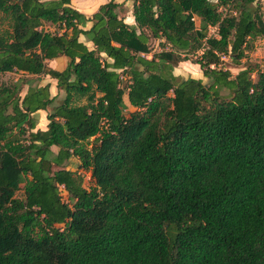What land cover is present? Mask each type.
Masks as SVG:
<instances>
[{"label":"trees","instance_id":"obj_1","mask_svg":"<svg viewBox=\"0 0 264 264\" xmlns=\"http://www.w3.org/2000/svg\"><path fill=\"white\" fill-rule=\"evenodd\" d=\"M124 1L130 25L112 0H0V74H21L0 84V264H264V58L219 66L264 36L258 0Z\"/></svg>","mask_w":264,"mask_h":264},{"label":"rangeland","instance_id":"obj_2","mask_svg":"<svg viewBox=\"0 0 264 264\" xmlns=\"http://www.w3.org/2000/svg\"><path fill=\"white\" fill-rule=\"evenodd\" d=\"M210 1H215V0H210ZM123 4L124 6L121 8L119 16H121L124 19L125 17L128 16V11L130 10L131 4L128 2L126 3L123 2ZM257 7H258L259 14L261 16V20L264 22V0H258ZM129 15L131 16L130 13ZM126 22L131 24L132 19L128 18ZM42 27H43V30L48 31V32H52L55 29H57L56 26H52L47 23H44ZM8 28H9L8 17L0 13V31H7ZM209 33L211 34L213 33V31L210 30ZM149 48H150V54L154 52H158L159 47H158L157 41L151 40L149 42ZM149 55H147V58L149 57ZM263 58H264V36H260L253 40V49L250 52L246 53L245 58L240 61L239 65L232 64L227 58L224 57V58H221L222 62L219 66L224 70H228L230 72V75L233 77L240 68H245V67L254 68V66L260 68L262 66ZM62 66H63L62 62L57 61L55 63H52L53 69H60ZM172 73L174 76H178L180 78L190 77L194 79H199L205 85H207L208 83L207 80L202 77L201 71L199 70L198 66L192 64L189 61L178 63L172 69ZM17 79H21V74L15 73V72L0 74V84L6 85L11 82H14ZM25 79H29L31 81L32 86H37L38 84H44L46 81V79L43 76H39V77L30 76V77H26ZM251 79L252 80L255 79L254 73H252ZM25 87L26 86H23V89H25ZM52 94H53V90H52ZM220 94L225 95L226 92L223 90H220ZM61 96H62V93H57V96L55 97L52 104L53 105L57 104L59 100L61 99ZM123 101L125 104H127L125 96L123 97ZM128 110H131V109L129 107H126L125 112H128ZM35 116H36V122H37L36 127L42 129L44 126V123L46 122L45 113L42 112L40 114H36ZM52 150L55 151V149H52ZM63 167L69 171H76L77 173H79L81 180H82V186L85 189H88L93 186V183L89 177V174L78 168V161L75 158H70L67 162L64 163ZM21 186L22 185H20V189L15 193V198L17 199H22L23 197ZM61 196H62V199L64 200L65 193L62 192Z\"/></svg>","mask_w":264,"mask_h":264},{"label":"crops","instance_id":"obj_3","mask_svg":"<svg viewBox=\"0 0 264 264\" xmlns=\"http://www.w3.org/2000/svg\"><path fill=\"white\" fill-rule=\"evenodd\" d=\"M112 1H114L115 3H123V2L130 3L129 1H124V0H112ZM106 2H107V0H69V6L72 9L76 10L78 13H81L82 15H84L85 17H89L92 13H94L96 11V9L98 8L99 5L104 4ZM123 6H124V4H123ZM129 13L131 14L130 10L128 11V17L131 18ZM124 23H126V22H124ZM126 24H129V23H126ZM88 26H89V23L86 24L85 28H87ZM80 40H83V39L80 37ZM57 61L62 62L63 66L60 69H54V70H61L64 67V63H65L64 57H59V58H56L52 61H48L47 66L50 67L51 69H53L52 63H55ZM43 77L46 79L45 83L44 84H38L37 86H42V85L48 84L49 85L48 90H49L50 96L57 95L58 92L56 93L55 81L53 79L49 78L48 76H43ZM52 90H53V94H52ZM42 112L43 111H37L35 114H40ZM45 125H46V122L44 123V126L42 129L37 128V127L36 128L43 130L45 128Z\"/></svg>","mask_w":264,"mask_h":264},{"label":"built area","instance_id":"obj_4","mask_svg":"<svg viewBox=\"0 0 264 264\" xmlns=\"http://www.w3.org/2000/svg\"><path fill=\"white\" fill-rule=\"evenodd\" d=\"M43 26V25H42ZM41 29H42V31H45V30H43V27H41ZM53 32V31H52ZM222 58H224V57H222Z\"/></svg>","mask_w":264,"mask_h":264}]
</instances>
